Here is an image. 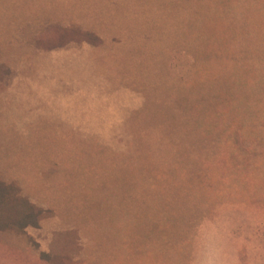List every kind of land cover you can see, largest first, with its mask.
<instances>
[{
	"label": "rangeland",
	"instance_id": "rangeland-1",
	"mask_svg": "<svg viewBox=\"0 0 264 264\" xmlns=\"http://www.w3.org/2000/svg\"><path fill=\"white\" fill-rule=\"evenodd\" d=\"M0 179V264H264V0H0Z\"/></svg>",
	"mask_w": 264,
	"mask_h": 264
},
{
	"label": "trees",
	"instance_id": "trees-1",
	"mask_svg": "<svg viewBox=\"0 0 264 264\" xmlns=\"http://www.w3.org/2000/svg\"><path fill=\"white\" fill-rule=\"evenodd\" d=\"M75 29L72 27H54L52 30L55 33L54 38H46L42 42H45L47 49L50 50L61 48L66 46L71 39H74L71 34L75 33ZM81 34H83L82 40L88 43L99 41V37L91 31H82ZM42 218L43 210L22 193L17 183L0 179V233L6 231L21 232L28 227H38Z\"/></svg>",
	"mask_w": 264,
	"mask_h": 264
}]
</instances>
